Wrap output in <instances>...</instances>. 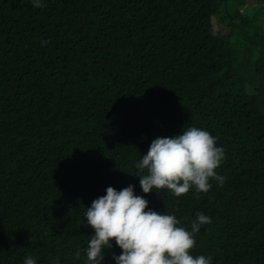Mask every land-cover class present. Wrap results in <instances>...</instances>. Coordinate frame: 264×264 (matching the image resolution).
<instances>
[{
	"label": "trees",
	"instance_id": "1",
	"mask_svg": "<svg viewBox=\"0 0 264 264\" xmlns=\"http://www.w3.org/2000/svg\"><path fill=\"white\" fill-rule=\"evenodd\" d=\"M258 1L0 0V264H84L87 207L129 184L189 231L211 217L193 257L264 264V8L237 9ZM192 126L223 186L144 194L151 141Z\"/></svg>",
	"mask_w": 264,
	"mask_h": 264
},
{
	"label": "clouds",
	"instance_id": "2",
	"mask_svg": "<svg viewBox=\"0 0 264 264\" xmlns=\"http://www.w3.org/2000/svg\"><path fill=\"white\" fill-rule=\"evenodd\" d=\"M33 7L42 8V0H32ZM47 41H42L46 44ZM208 131L195 126L180 135L157 137L146 154L136 163L139 185L144 194L167 189L177 198L195 189L197 194L211 189V180L223 186L225 177L216 171L225 159V150ZM105 195L94 199L83 217L93 229L84 250V264H102L104 250L112 241L121 250L112 254L115 264H211L212 257H193L195 236L201 226L212 223L211 217L197 212L191 230L181 226L172 214H162L148 207L144 196L134 193V185L117 191L109 186ZM77 258L80 252L75 253ZM23 264H36L29 256Z\"/></svg>",
	"mask_w": 264,
	"mask_h": 264
},
{
	"label": "rangeland",
	"instance_id": "3",
	"mask_svg": "<svg viewBox=\"0 0 264 264\" xmlns=\"http://www.w3.org/2000/svg\"><path fill=\"white\" fill-rule=\"evenodd\" d=\"M262 8H264V0H259L257 3L253 5H245V6L237 7V9L239 10V12H241V14L249 18L253 16L255 11H257V9H262Z\"/></svg>",
	"mask_w": 264,
	"mask_h": 264
}]
</instances>
